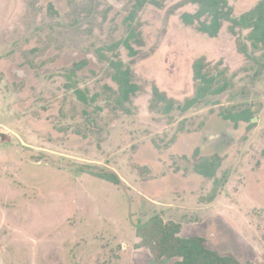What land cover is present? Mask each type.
<instances>
[{
  "label": "rangeland",
  "instance_id": "rangeland-1",
  "mask_svg": "<svg viewBox=\"0 0 264 264\" xmlns=\"http://www.w3.org/2000/svg\"><path fill=\"white\" fill-rule=\"evenodd\" d=\"M153 1L0 0V264H172L154 220L264 264V31L210 37L182 22L197 4ZM200 58L210 94L183 111Z\"/></svg>",
  "mask_w": 264,
  "mask_h": 264
},
{
  "label": "trees",
  "instance_id": "trees-1",
  "mask_svg": "<svg viewBox=\"0 0 264 264\" xmlns=\"http://www.w3.org/2000/svg\"><path fill=\"white\" fill-rule=\"evenodd\" d=\"M187 3L197 4L194 12H184L181 19L184 25L193 26L197 31L207 34L210 37H216L224 22H231L232 26H236L239 22L247 28H252L251 36L264 31V0L258 3L250 10L241 13L238 17L232 16V8L228 0H183L178 2L176 6H183ZM153 4L161 8L163 0H154ZM234 33V29L231 28ZM236 44L240 53L245 52V46L236 38ZM203 58L194 63L193 80L194 94L185 101V105L180 108L184 111L196 101H202L204 97L210 94L209 82L214 78L206 70L205 65L199 64ZM155 89L154 102L166 103L164 109L168 112L174 104L181 105L180 102L165 96L163 92ZM153 89V91H154ZM221 91V87L212 91L217 94ZM221 119L230 121L234 126L240 122H247L250 119L251 109H239L237 107L222 105L216 113ZM113 181L119 183V178L113 174ZM142 231V239L145 246L149 249L152 258L156 261L161 259H175L172 264H243L233 255H225L208 248L205 245V239L199 235L182 236L180 234V223L174 220L166 222L154 220L140 228Z\"/></svg>",
  "mask_w": 264,
  "mask_h": 264
},
{
  "label": "flooded vegetation",
  "instance_id": "flooded-vegetation-1",
  "mask_svg": "<svg viewBox=\"0 0 264 264\" xmlns=\"http://www.w3.org/2000/svg\"><path fill=\"white\" fill-rule=\"evenodd\" d=\"M15 72L17 73V70H15Z\"/></svg>",
  "mask_w": 264,
  "mask_h": 264
}]
</instances>
